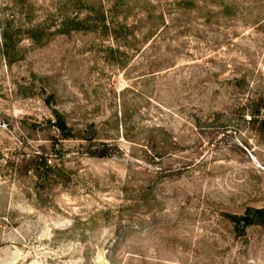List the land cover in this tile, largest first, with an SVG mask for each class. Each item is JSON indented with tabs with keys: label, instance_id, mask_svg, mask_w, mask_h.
I'll return each instance as SVG.
<instances>
[{
	"label": "rangeland",
	"instance_id": "rangeland-1",
	"mask_svg": "<svg viewBox=\"0 0 264 264\" xmlns=\"http://www.w3.org/2000/svg\"><path fill=\"white\" fill-rule=\"evenodd\" d=\"M77 1L0 0V264H264V0Z\"/></svg>",
	"mask_w": 264,
	"mask_h": 264
},
{
	"label": "trees",
	"instance_id": "trees-1",
	"mask_svg": "<svg viewBox=\"0 0 264 264\" xmlns=\"http://www.w3.org/2000/svg\"><path fill=\"white\" fill-rule=\"evenodd\" d=\"M188 1L192 2L191 0ZM73 9L75 11L73 16L68 14V10H65L60 17L57 15V13H51L50 15L45 16L43 20L38 22L36 27L40 28V31L43 32L47 29V27H51V25H53L51 24V21L54 19V24L57 28V31L62 34H68L73 30L90 29L89 27L96 29L99 25H102L106 31L109 28L113 30L115 26L114 24L117 23L116 20L113 22L110 19L109 22L106 23L107 17L112 19L114 16L112 15V6L106 7L105 2L102 0H99L98 2H93L90 0H78L76 4H74ZM92 14H95L96 17H92ZM4 33L0 48L2 50L3 57H6L10 54L12 47L8 44L6 40L7 35ZM54 125L60 130L62 134L66 136H72V134H70V127L66 124L62 114L56 112ZM93 155L103 157L107 154L103 148H100L99 150H95ZM232 223L235 225V227L241 229H245L252 224L264 225V207H248L243 213L234 214L232 216Z\"/></svg>",
	"mask_w": 264,
	"mask_h": 264
}]
</instances>
